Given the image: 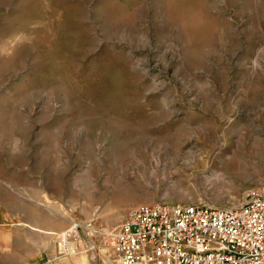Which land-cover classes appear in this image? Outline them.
<instances>
[{
    "label": "rangeland",
    "instance_id": "374dc122",
    "mask_svg": "<svg viewBox=\"0 0 264 264\" xmlns=\"http://www.w3.org/2000/svg\"><path fill=\"white\" fill-rule=\"evenodd\" d=\"M258 141L264 0H0V219L31 247L110 253L135 205H240Z\"/></svg>",
    "mask_w": 264,
    "mask_h": 264
},
{
    "label": "built area",
    "instance_id": "2783aa9c",
    "mask_svg": "<svg viewBox=\"0 0 264 264\" xmlns=\"http://www.w3.org/2000/svg\"><path fill=\"white\" fill-rule=\"evenodd\" d=\"M105 235L116 264H264V185L231 207L135 205Z\"/></svg>",
    "mask_w": 264,
    "mask_h": 264
},
{
    "label": "crops",
    "instance_id": "0c3cea01",
    "mask_svg": "<svg viewBox=\"0 0 264 264\" xmlns=\"http://www.w3.org/2000/svg\"><path fill=\"white\" fill-rule=\"evenodd\" d=\"M101 252L73 248L53 254L38 241L31 247L27 227L0 219V264H116L112 252Z\"/></svg>",
    "mask_w": 264,
    "mask_h": 264
},
{
    "label": "bare ground",
    "instance_id": "6f19581e",
    "mask_svg": "<svg viewBox=\"0 0 264 264\" xmlns=\"http://www.w3.org/2000/svg\"><path fill=\"white\" fill-rule=\"evenodd\" d=\"M246 137V136H245ZM247 138V137H246ZM241 140V139H240ZM251 140V139H250ZM254 142V141H253ZM259 142V141H258ZM248 144V143H247ZM246 145V144H245ZM238 146H240V144L238 145ZM239 148V147H238ZM249 150L251 151L252 150V153L254 152H256L257 154H259V153H263V151H264V149H263V146H262V143H256V146L254 145H252L250 148H249ZM239 151H241L240 149H239ZM243 151V150H242ZM238 154L236 153L231 159H229L231 156H229V160L228 159H225L224 160V165L225 166H228L230 169H232V170H240L242 167H245V163L244 162H242V160L240 161V160H238ZM257 156V155H256ZM263 158V157H262ZM84 181V180H83ZM85 183V182H84ZM83 183V184H84ZM88 187V186H87ZM87 187L85 188V189H87ZM89 188V187H88ZM81 190V189H80ZM91 191V190H90ZM84 193V192H83ZM93 194V193H92ZM94 195V194H93ZM87 196V195H86ZM88 197V196H87ZM93 197V196H92ZM75 226V225H74ZM76 227V226H75ZM67 231H64V232H62L61 233V235H62V239H63V241H65L66 240V236H67Z\"/></svg>",
    "mask_w": 264,
    "mask_h": 264
}]
</instances>
